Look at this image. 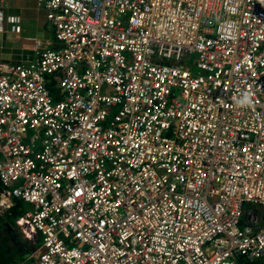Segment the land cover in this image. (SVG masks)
I'll return each instance as SVG.
<instances>
[{
	"label": "built area",
	"instance_id": "2783aa9c",
	"mask_svg": "<svg viewBox=\"0 0 264 264\" xmlns=\"http://www.w3.org/2000/svg\"><path fill=\"white\" fill-rule=\"evenodd\" d=\"M34 1L52 45L0 60L19 264H264V0Z\"/></svg>",
	"mask_w": 264,
	"mask_h": 264
},
{
	"label": "crops",
	"instance_id": "0c3cea01",
	"mask_svg": "<svg viewBox=\"0 0 264 264\" xmlns=\"http://www.w3.org/2000/svg\"><path fill=\"white\" fill-rule=\"evenodd\" d=\"M2 10L4 18L0 29L1 61L14 64L29 60L34 57L36 49L52 45V27L45 17L44 9L37 6L34 0H9ZM8 15L19 16V30H15L13 24L6 19ZM22 241L27 244L24 238Z\"/></svg>",
	"mask_w": 264,
	"mask_h": 264
},
{
	"label": "trees",
	"instance_id": "16d2710c",
	"mask_svg": "<svg viewBox=\"0 0 264 264\" xmlns=\"http://www.w3.org/2000/svg\"><path fill=\"white\" fill-rule=\"evenodd\" d=\"M18 205L14 206L9 212L0 215V264H19L24 261L25 256L31 251L28 243L19 247L12 243L10 239L8 225L12 227L15 225L14 218L21 212ZM257 264L261 263L257 262Z\"/></svg>",
	"mask_w": 264,
	"mask_h": 264
},
{
	"label": "flooded vegetation",
	"instance_id": "af4514ba",
	"mask_svg": "<svg viewBox=\"0 0 264 264\" xmlns=\"http://www.w3.org/2000/svg\"><path fill=\"white\" fill-rule=\"evenodd\" d=\"M21 238H22V236H21L20 231H18V229H16L15 227H13L10 230V239H11L12 243L21 247L24 244V242L22 241Z\"/></svg>",
	"mask_w": 264,
	"mask_h": 264
},
{
	"label": "clouds",
	"instance_id": "9594fccd",
	"mask_svg": "<svg viewBox=\"0 0 264 264\" xmlns=\"http://www.w3.org/2000/svg\"><path fill=\"white\" fill-rule=\"evenodd\" d=\"M245 102L249 103V104L251 103V101H250V99L248 97H245Z\"/></svg>",
	"mask_w": 264,
	"mask_h": 264
},
{
	"label": "water",
	"instance_id": "95a60500",
	"mask_svg": "<svg viewBox=\"0 0 264 264\" xmlns=\"http://www.w3.org/2000/svg\"><path fill=\"white\" fill-rule=\"evenodd\" d=\"M13 227L8 225V229L11 230ZM33 249V247H31V250Z\"/></svg>",
	"mask_w": 264,
	"mask_h": 264
},
{
	"label": "rangeland",
	"instance_id": "374dc122",
	"mask_svg": "<svg viewBox=\"0 0 264 264\" xmlns=\"http://www.w3.org/2000/svg\"><path fill=\"white\" fill-rule=\"evenodd\" d=\"M23 240V238H21Z\"/></svg>",
	"mask_w": 264,
	"mask_h": 264
}]
</instances>
